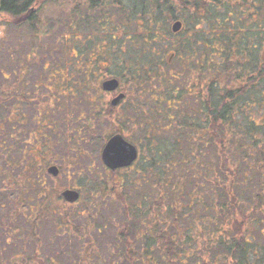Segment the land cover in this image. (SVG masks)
Listing matches in <instances>:
<instances>
[{
    "label": "trees",
    "instance_id": "16d2710c",
    "mask_svg": "<svg viewBox=\"0 0 264 264\" xmlns=\"http://www.w3.org/2000/svg\"><path fill=\"white\" fill-rule=\"evenodd\" d=\"M44 1L0 0V14L33 30ZM46 3L72 30L74 64L82 63L72 69L89 68L90 54L94 69L104 64L119 82L117 132L129 123L137 130L132 169L109 172L103 194L77 184L93 208L112 196L121 203L125 228L111 264H264V0ZM45 21L49 29L55 18ZM4 157L10 170L36 169ZM23 189L21 179L0 181V264H64L58 249L41 253L47 188L40 185L33 205L19 199ZM68 251L67 263L92 264Z\"/></svg>",
    "mask_w": 264,
    "mask_h": 264
},
{
    "label": "rangeland",
    "instance_id": "374dc122",
    "mask_svg": "<svg viewBox=\"0 0 264 264\" xmlns=\"http://www.w3.org/2000/svg\"><path fill=\"white\" fill-rule=\"evenodd\" d=\"M46 1L43 2L41 8L42 14L39 17L41 22L33 30L27 27H18L15 20L3 13L0 14V89L3 85H12V81L4 80L2 75L12 76L13 71H25L20 76L26 80L28 79L27 76H37L43 70L53 73L72 69L75 63V52L72 50L69 39H67L72 34V30L68 28V25H60L58 22L60 17L63 18L59 7H54L46 3ZM81 3L86 4L87 0H81ZM45 16H49L51 19L55 18L54 25L48 26L49 29L44 24ZM82 38L80 35H75L72 41L81 43ZM168 43L169 39H164L161 41V46L167 48ZM95 50L98 51L99 47H95ZM88 56L91 57L90 54ZM90 57L88 60H90ZM60 78H63L60 73L55 75L57 85H60L58 80ZM44 84L51 86V83L45 82ZM36 85L39 86L40 82H37ZM51 102L53 105L55 104V101ZM54 107H58V105L55 104ZM64 107L70 110H75L76 107H80L81 110L87 108L85 101L82 99L73 101L71 104L66 103ZM99 109V111H102L103 106L101 105ZM75 116L70 114L72 120L68 118L65 120L59 118L57 114L55 118L50 119L49 124L56 121L57 127L61 128L55 133H62L63 135L61 137H56L57 135L50 136L56 143L50 149V156L43 152V157L34 154L24 158L26 165H36V169L23 174L18 169L11 171L8 167L9 165L7 166V164L2 162L6 161L7 158L0 154V181H3L4 175L9 179L10 174L17 181L21 179L23 187L26 189L17 193L20 200H23L24 197L28 198V200L33 199L40 185H44L47 188V202L50 203L47 204L48 213L37 224L38 232L41 236L42 254L46 256H49V254L54 255V253L49 252H55L58 249L59 256L63 258L61 262H64V264H76L67 263V255L65 254L68 250V253H72V250H75L85 254L92 264H111V261L116 259L118 255V249L115 248L116 233L123 227L125 228L126 218L119 210L121 209L120 201L113 196L110 201L108 198H104L103 202L96 200L95 203H98L99 208L97 205L96 208H93L88 205L90 203L93 204V202L88 201V197L82 199L83 201L79 205H68L58 199L59 191L77 187L79 182L80 185L84 184L83 187L86 185L97 186L98 192L103 194L107 183L113 178L108 171L103 169L98 156V145L100 143L96 142V140H88L83 144L77 143L76 139L69 140V136L80 138L75 134L69 135V130L74 126L72 121L75 122ZM114 121L113 116L108 119L103 118L97 124L94 133L97 130L98 135L101 132L105 135L116 130ZM123 129H125V126ZM121 134L124 137L131 135L129 138L133 140L135 127H127V129L121 131ZM64 135L66 136L64 137ZM46 143H36L35 148L45 147ZM15 159L18 160L21 157ZM47 163L60 168L61 176L58 181L46 178L44 168L40 170L39 166L48 165ZM36 170H39L38 179L29 178L28 176L36 177ZM123 173V171L117 172L115 176L119 175L118 177H121ZM125 173L129 172L126 171ZM42 177H45L46 183L43 182ZM38 180L40 181L39 183ZM4 182H6V179H4ZM27 216L32 218L33 214H27ZM102 225L105 226V229L101 232L95 231L98 227L102 229ZM121 253H124V251H121ZM117 264L129 263L118 261Z\"/></svg>",
    "mask_w": 264,
    "mask_h": 264
},
{
    "label": "flooded vegetation",
    "instance_id": "af4514ba",
    "mask_svg": "<svg viewBox=\"0 0 264 264\" xmlns=\"http://www.w3.org/2000/svg\"><path fill=\"white\" fill-rule=\"evenodd\" d=\"M95 59L96 56L90 59L89 64H86L89 68L85 70H62L61 72H53L55 74L51 73V71L43 70L37 76H27L28 79L26 80L20 76L25 71H13L12 76L2 75L4 80L12 81V85H3L0 89V154L2 156L25 158L26 156L37 154L39 157H43V152L50 156V149L56 145L50 136L57 135L56 137H61L63 135L62 133H55L61 128L57 127L56 121L49 124L50 119L55 118L58 114L59 118L72 120L70 114H74L76 115L74 117L75 122L72 121L74 126L69 130V135L75 134L80 138L77 139L69 136V140L76 139L77 143L83 144L88 140H96V142L100 143L98 145V156L105 171H122L133 168L139 157V152L134 143L136 137L133 140L129 138L131 135L124 137L121 134V130L120 133L113 130L105 135H103V132L98 135L97 130L94 133L97 124L103 118L114 117V110L119 107L125 97L121 91L119 82L113 78H108L110 77L109 72L107 69H104L106 68L104 64H100L101 69L93 68ZM77 61L73 66H82L79 59ZM58 73L63 77L58 79L60 85H57V81L55 80V75ZM37 82H40L39 86L36 85ZM45 82L52 85H46L44 84ZM80 99L85 101L87 108L84 110H81L80 107H76L75 110L64 107L66 103L71 104L73 101ZM51 101H55L58 107H54L55 104L53 105ZM101 105L103 106V110L99 111ZM144 105L145 103H142V108L145 111ZM132 125L129 123L125 129ZM136 133L137 130L135 128V136L137 135ZM117 138L129 146L135 147L136 159L127 166L111 169L104 164L102 156L108 143H112ZM103 141L105 143H102ZM39 142L47 143L45 147L41 146L39 149H36V143ZM123 147L124 145L119 144L117 148L113 149V152H117L118 148L123 150ZM43 168L46 178H52L54 181L59 180L61 172L58 166L48 164L43 166ZM31 170L33 169L28 170V172ZM35 174L37 177L38 173L35 172ZM9 177L14 178L11 174ZM28 177L36 178L35 176ZM4 179H6V182H4ZM42 179L44 180L45 177H42ZM8 181L9 179L4 175L3 184ZM67 190L78 193L79 196L75 202L70 203L63 197V193ZM82 196V189L73 187L59 191L58 199L68 205H79L82 199H84ZM30 200H32L33 205L35 197Z\"/></svg>",
    "mask_w": 264,
    "mask_h": 264
},
{
    "label": "water",
    "instance_id": "95a60500",
    "mask_svg": "<svg viewBox=\"0 0 264 264\" xmlns=\"http://www.w3.org/2000/svg\"><path fill=\"white\" fill-rule=\"evenodd\" d=\"M181 24L177 23L172 26V32L176 33L180 29ZM170 62V58L168 59ZM115 85V84H112ZM119 144L124 145L123 150L118 148L117 152H113V149L117 148ZM136 159V150L134 146H129L121 142L118 138L108 143V146L103 151L102 160L104 164L111 168L116 169L124 167L132 163ZM78 193L75 191L67 190L63 193V197L70 203L75 202L78 199Z\"/></svg>",
    "mask_w": 264,
    "mask_h": 264
}]
</instances>
